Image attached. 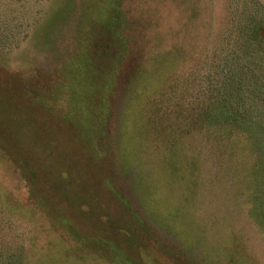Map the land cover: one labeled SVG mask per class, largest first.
<instances>
[{
  "label": "rangeland",
  "instance_id": "1",
  "mask_svg": "<svg viewBox=\"0 0 264 264\" xmlns=\"http://www.w3.org/2000/svg\"><path fill=\"white\" fill-rule=\"evenodd\" d=\"M89 1L0 0V264H134L115 242H137L138 231L174 264H264L248 202L251 154L237 145L230 154L185 122L233 65L229 32L251 17L264 28V0H124L147 38L144 54H160L125 110L124 175L98 139L116 65L96 78L87 66L93 47L88 59H72L76 39L88 40L101 20ZM261 31L249 52L264 72ZM250 90L264 111V87ZM151 97L164 112V138L148 131Z\"/></svg>",
  "mask_w": 264,
  "mask_h": 264
},
{
  "label": "trees",
  "instance_id": "2",
  "mask_svg": "<svg viewBox=\"0 0 264 264\" xmlns=\"http://www.w3.org/2000/svg\"><path fill=\"white\" fill-rule=\"evenodd\" d=\"M93 3L95 11L101 8L99 10L101 20L96 23L98 28L95 29L93 26L95 31L90 33L88 40L83 36L77 38L78 23L76 22L74 36L77 39L74 45L79 52L76 51L73 56L69 53L67 55L72 56L73 60H77L78 55L84 53L81 58L88 59L89 49L93 47L94 54L92 58H89L93 61L88 62L87 66L95 73L96 78L107 73L110 63L114 62L116 65L112 90L109 91L106 99L107 112L103 124L100 125L103 133L98 139L101 146L105 145V151L110 156L114 154L117 156L115 159H119L120 165L118 171L124 175L129 172L123 146L125 110L141 87V81L148 79L153 74L150 69L156 65L160 54L153 51L144 54L141 47L148 42L147 38L141 37L134 28V23L128 18L123 8L124 0H91L84 2L85 9H90ZM249 23L237 28L234 32L233 30L229 32L228 35L229 37L233 36L232 43L238 50L233 58V65L223 72L219 83L216 82L213 85L211 81L207 101L200 107L198 113L188 114L189 119L185 122L195 130L207 131L211 138L219 144H227V146L229 144L228 147L232 149L230 154L236 152L235 145L239 146L244 155L251 154L252 159L248 158V160L253 162L250 165L252 171L250 169L249 173L252 174L253 182L247 185V188L252 187L254 195L248 196V202L250 203V214L264 233V111L257 109V103L260 100L257 99V95L252 94L254 91L250 90L253 86L264 87V72L251 63L252 55L249 52L252 47H257L258 38L263 33L261 29L264 28L253 17ZM93 64L95 68H93ZM257 80L261 82L257 83ZM144 110L147 114L148 131L157 133L164 138L167 127L162 126L164 112L158 108L156 97L149 98ZM115 114V132L111 137L107 135V129ZM180 115L182 114L177 113L175 116ZM177 140L175 137L170 140L168 148L170 154L174 146L179 143ZM106 152L105 154H107ZM30 172L31 170L28 169L23 175H30ZM25 180L30 181L27 180V177ZM123 196L125 195L123 194ZM36 200V203H44L40 195L36 197ZM105 219L104 215L100 217V226ZM109 231L111 232L109 237H112L110 235L112 229ZM121 237L122 239L115 243L132 256L134 264H174L166 255L156 249L152 239L144 240L139 231L137 242L124 235ZM101 246L107 245L101 244Z\"/></svg>",
  "mask_w": 264,
  "mask_h": 264
}]
</instances>
